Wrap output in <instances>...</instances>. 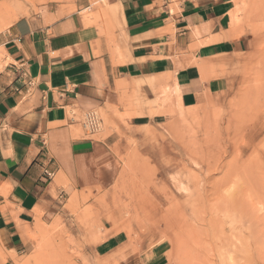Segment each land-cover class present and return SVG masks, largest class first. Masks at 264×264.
I'll use <instances>...</instances> for the list:
<instances>
[{"label": "crops", "instance_id": "obj_1", "mask_svg": "<svg viewBox=\"0 0 264 264\" xmlns=\"http://www.w3.org/2000/svg\"><path fill=\"white\" fill-rule=\"evenodd\" d=\"M232 9V0H44L0 31V264L27 252L36 223L113 179L116 133L94 139L84 114L123 112L133 92L160 99L158 84L176 85L185 108L225 90L220 68L205 81L201 67L246 52ZM147 109L126 121L131 130L159 123Z\"/></svg>", "mask_w": 264, "mask_h": 264}, {"label": "rangeland", "instance_id": "obj_2", "mask_svg": "<svg viewBox=\"0 0 264 264\" xmlns=\"http://www.w3.org/2000/svg\"><path fill=\"white\" fill-rule=\"evenodd\" d=\"M43 1H1L0 31ZM232 2L229 23L247 50L201 67L205 81L220 68L225 90L185 108L158 84L157 101L133 92L123 112L100 110L93 138L116 133L113 179L70 198L65 216L36 223L14 264H145L158 255L164 264H264V0ZM143 103L159 123L131 130L126 121Z\"/></svg>", "mask_w": 264, "mask_h": 264}, {"label": "built area", "instance_id": "obj_3", "mask_svg": "<svg viewBox=\"0 0 264 264\" xmlns=\"http://www.w3.org/2000/svg\"><path fill=\"white\" fill-rule=\"evenodd\" d=\"M79 123L81 129L87 134H93L100 131L101 120L96 113L89 112L84 114Z\"/></svg>", "mask_w": 264, "mask_h": 264}, {"label": "bare ground", "instance_id": "obj_4", "mask_svg": "<svg viewBox=\"0 0 264 264\" xmlns=\"http://www.w3.org/2000/svg\"><path fill=\"white\" fill-rule=\"evenodd\" d=\"M174 82V81H173ZM175 84V83H174ZM171 93H172V96H173V100L176 102L177 100H178V98H179V96H180V93H179V91H178V89H177V87H176V85H173L172 87H171ZM170 93V94H171ZM169 96H171V95H169ZM173 101V102H174ZM178 103V102H177ZM179 104V103H178ZM180 189H181V191H183V192H185L186 191V188L182 185V186H180Z\"/></svg>", "mask_w": 264, "mask_h": 264}]
</instances>
